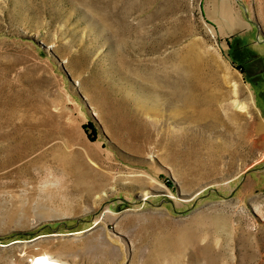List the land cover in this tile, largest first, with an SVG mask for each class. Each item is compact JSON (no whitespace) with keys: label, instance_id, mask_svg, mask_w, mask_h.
<instances>
[{"label":"rangeland","instance_id":"obj_1","mask_svg":"<svg viewBox=\"0 0 264 264\" xmlns=\"http://www.w3.org/2000/svg\"><path fill=\"white\" fill-rule=\"evenodd\" d=\"M262 86L264 0H0V264H264Z\"/></svg>","mask_w":264,"mask_h":264},{"label":"bare ground","instance_id":"obj_2","mask_svg":"<svg viewBox=\"0 0 264 264\" xmlns=\"http://www.w3.org/2000/svg\"><path fill=\"white\" fill-rule=\"evenodd\" d=\"M197 86H198V85H197ZM190 92H191V90H190ZM175 96H176V95H175ZM189 99H190V101H192V96H191V94H190V96H189ZM194 103H195V101H194ZM41 260H43L44 264H55L54 261H52V260H50V259H48V258H45V257H34V258L32 259L31 264H37V262H38V261H41Z\"/></svg>","mask_w":264,"mask_h":264},{"label":"crops","instance_id":"obj_3","mask_svg":"<svg viewBox=\"0 0 264 264\" xmlns=\"http://www.w3.org/2000/svg\"><path fill=\"white\" fill-rule=\"evenodd\" d=\"M229 42L231 43L232 40L229 39ZM262 87H263V86H262ZM259 91L263 92V91H264V87H263V89L261 88ZM260 107L263 109L262 111L264 112V101H261Z\"/></svg>","mask_w":264,"mask_h":264},{"label":"snow or ice","instance_id":"obj_4","mask_svg":"<svg viewBox=\"0 0 264 264\" xmlns=\"http://www.w3.org/2000/svg\"><path fill=\"white\" fill-rule=\"evenodd\" d=\"M37 264H44L43 260L38 261Z\"/></svg>","mask_w":264,"mask_h":264}]
</instances>
